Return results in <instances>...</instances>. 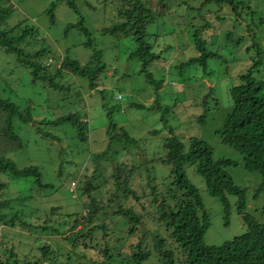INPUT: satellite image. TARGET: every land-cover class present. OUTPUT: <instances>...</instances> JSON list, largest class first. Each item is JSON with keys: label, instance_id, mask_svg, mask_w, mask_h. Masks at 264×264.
I'll return each instance as SVG.
<instances>
[{"label": "rangeland", "instance_id": "1", "mask_svg": "<svg viewBox=\"0 0 264 264\" xmlns=\"http://www.w3.org/2000/svg\"><path fill=\"white\" fill-rule=\"evenodd\" d=\"M53 1L55 0H9L13 4V12L6 26L12 27L24 20L23 26L36 27L38 38L43 40L39 43L49 46L51 50L45 58L46 62L51 64V68L56 67L59 58L65 54L85 64L93 58L96 50L101 51L99 63L104 64L105 67L97 74V86L94 89L89 87V81L85 77L63 73L58 82L68 89L54 90L41 81L32 82L29 70L18 64L13 54L5 53L0 49V95L14 102L21 110L27 105L30 106L33 118L31 122H21L15 118L14 129L23 145L10 153L9 157L20 168L29 165L38 166L42 173V181L50 184L49 189L41 190L33 185L30 178L11 179L6 177V174H2L4 175L2 179L8 183L2 197L12 199L13 209L23 210L20 213L23 220L40 224L49 218L48 224L59 231V233H54L53 230L49 233H41L37 230L30 233L24 227L3 225L0 235L2 240L4 238L10 242L19 241V247L26 253L29 250L34 253L31 248L34 249L37 242L70 246L62 236L71 233L70 225L74 216H69L70 214L74 212L88 214L84 205L88 197L84 194L82 186L85 175L90 178L93 171L95 178L92 179V184L95 190H92L91 194L102 201V205L106 206V212H112L113 204H107V200L114 190L111 168L115 163L109 159L119 161L123 159L127 162L128 169L131 163H135L137 169L127 172V175L132 174L130 182L139 195H142L144 188V193L149 191L146 188L145 170H148L151 181L160 189H165L162 182L169 173V166L159 161V157L164 154L163 140L168 135V129L160 120L157 106H148L155 95L152 86L139 74L138 59L128 57L134 47L133 40L103 34L101 31L103 27L116 22L117 2L77 0V12H75L63 0L56 5L55 21L51 23L46 9ZM189 2L198 4L195 0ZM258 12L259 15L264 14V8H260ZM259 15L255 17L256 22ZM79 16H82L83 24L89 30L91 38L89 46L84 44L86 36L81 31L74 27L67 29L68 25L77 22ZM246 24H243L241 30L238 29L240 34L245 30ZM184 25V21L177 16L166 14L157 18L147 28L146 39L154 44L155 52L164 49L161 51L160 59L152 62L148 69L155 78L164 80L158 90V99L161 106L169 107L166 114L167 125L172 127L174 134L183 140L194 135L208 141L214 148L215 157L227 156L239 161L238 165L230 168L229 171L235 183L245 188L247 211L259 218L260 209L264 206V188L254 193L261 181V175L244 169L241 154L229 145L222 144L220 137L215 134V130L221 125L222 117L231 106L227 89L238 82V74L248 67L250 57L256 52L254 48H246L251 44L252 39L249 35H245V32L242 33L245 37L241 44L236 45V40L223 43L222 39L220 41L218 39L219 42H215L211 49L218 51L219 58L208 60V73L194 68H186L180 73L179 68L175 66L195 54L194 48H190L187 44L188 32ZM255 28L260 37L256 40L259 41L264 52L262 37L264 23L262 26L255 25ZM224 33V31L219 32V35ZM240 34H233V38ZM26 41L22 43L25 51L32 52L38 49V46L35 47L31 42ZM166 44L170 47L165 50ZM260 73L264 75V66L260 69ZM132 103H142L148 107L135 108L130 105ZM108 108L112 109V118L117 124L111 134L119 133L122 128L135 139L134 143L109 142L106 116ZM76 111L81 115L84 114L88 119V137L85 141L78 140L75 128L69 122L48 123L63 114ZM203 112H205V120L201 123L197 118ZM154 129L157 132L153 133ZM45 132L53 134L58 141L53 137L43 136ZM108 145L110 150L107 160L103 158L95 161V154L105 150ZM95 162L99 163V167ZM184 170L188 179L198 188L204 209L209 214L210 224L204 234V241L208 244H221L244 232L245 226L236 212V197L229 196L230 216L228 224H225L219 198L208 193L204 179L195 171L194 165L188 163ZM72 182H75L73 191ZM120 195L123 193L120 192ZM22 196L25 198L22 199ZM125 202L128 205L133 204L137 210L140 209V205L131 197ZM52 207L55 208L53 211H51ZM149 208L152 210L154 204L153 208L150 206ZM105 217L107 221H111L110 233L114 236L113 242L118 245L116 239L124 237V233L120 232L123 229L124 219L115 213L106 214ZM144 221L147 229L154 232L156 224L147 218ZM80 227L81 224L75 229L78 230ZM96 236L102 246L106 238H101L100 233ZM134 241H136L135 234L132 237L125 236L121 250L129 251L128 245ZM6 243L0 246L1 250L7 248ZM81 249L82 247H77L75 250L77 258ZM86 253L88 260L91 259L92 262L96 258L102 259L91 249ZM85 260L87 261L85 258H73L69 264H88Z\"/></svg>", "mask_w": 264, "mask_h": 264}, {"label": "trees", "instance_id": "2", "mask_svg": "<svg viewBox=\"0 0 264 264\" xmlns=\"http://www.w3.org/2000/svg\"><path fill=\"white\" fill-rule=\"evenodd\" d=\"M61 1L63 0L51 2L46 9L51 23L55 21L54 9ZM64 1L77 12V0ZM114 1L117 2L116 22L103 27L101 31L103 34L133 40L134 47L128 57L138 59L139 74L144 76L146 82L153 88L155 97L148 106H157L160 120L168 129V135L163 140L164 154L159 157L161 163L169 166V173L162 182L165 189L158 188L155 182L151 181L148 170H145L146 188L149 191L144 193V188L142 195L137 194L130 182L132 174L127 175V172L137 169L135 163H131L128 169L127 162L123 159L121 161L109 159L115 163L111 168L114 190L107 204H113L114 211L106 212V206L102 205V201L91 194V191L95 190L92 184V179L95 178L93 171L90 178L85 175L82 186L84 194L88 197L84 204L88 214L83 215L81 212L70 214L69 216H74L70 225L71 233L62 236L70 246L37 242L35 248H31L34 253L31 250L26 253L19 247V241L10 242L0 237V246L5 242L8 245L4 250L0 249V264H69L73 258H85L88 264H264V206L260 209L259 218L247 211L245 188L235 183L229 171L230 168L238 165V160L227 156L215 157L214 148L208 141L194 135L183 140L174 134L172 127L167 125L166 114L169 107L161 106L158 99V90L164 80L155 78L148 69L152 62L160 59L161 51L164 49L155 52L154 44L146 39L149 24L157 18L166 14L177 16L185 23L184 27L188 32L187 44L190 48H194L195 54L183 59L175 67L179 68L180 73L186 68L201 69L202 72L208 73V60L219 58L218 51L211 49L215 42H219L220 39L223 43L236 40L237 45L241 44L245 35L251 37L252 42L246 48H254L256 52L250 57L248 67L238 74V82L227 89L231 106L222 117L221 125L215 130V134L220 137L222 144L229 145L241 154L244 169L261 175V181L254 193L256 194L264 188V75L260 73V69L264 66V52L259 41L256 40L260 37L255 25L262 26L264 23V14L259 15L258 12L260 8H264V0H195L198 3L195 5L189 0ZM12 12L13 4L9 0L7 2L0 0V49L5 53L13 54L15 61L29 70L32 82L41 81L54 90H66L68 87L61 85L58 80L63 73H70L85 77L89 81V87L96 88L97 74L105 67L104 64L99 63L100 50L94 51L93 58L85 64L65 54L59 58L58 65L51 68V64L45 60L51 50L49 46L39 43L43 40L38 38L36 27L23 26L24 20L12 27L6 26ZM258 15L256 22L255 17ZM78 18L77 22L68 25L67 29L74 27L81 31L86 36L84 44L89 46L91 45L89 30L83 24L82 16ZM247 21L249 22L246 24ZM243 24H246L242 32H245V35L240 34L238 30L242 29ZM223 31L224 35H219V32ZM235 33L240 35L234 39ZM24 41L31 42L35 47L38 46V49L32 52L25 51L22 46ZM169 47L170 45L166 44L165 50ZM216 47L219 48L217 45ZM130 105L140 109L148 107L142 103ZM204 113L197 118L201 123L205 120ZM106 116L110 143L135 142V139L122 128L119 133L111 134L117 126L112 118L111 108L106 109ZM15 118L21 122H31L33 118L30 106L27 105L21 110L14 102L0 95V235L3 225L24 227L30 233L37 230L41 233H49L50 230L59 233L56 228L53 229L48 224L49 218L40 224L23 220L20 216L23 210L13 209L12 199L2 197L8 185L7 181L2 179L4 176L2 174H6V177L11 179L30 178L33 185L41 190L50 187L49 183L42 181V173L38 166L29 165L20 168L9 157L10 153L23 145L14 129ZM63 122H69L75 128L78 140H87L88 119L84 114L81 115L77 111L69 112L48 123ZM152 132L155 133L157 130L154 129ZM43 136L53 137L58 141V138L49 132H45ZM109 147L110 145L99 154H95V161L106 159ZM188 163L193 164L195 171L203 177L208 193L219 198L225 224H228L230 216L229 196L236 197V212L243 221L244 232L221 244H208L204 241V234L210 224L209 214L204 209L198 188L185 173L184 167ZM95 164L99 165L97 162ZM120 192L123 195H120ZM129 197L140 205L139 210L133 204L128 205L125 202ZM24 198L22 196V199ZM149 206L153 209L151 210ZM53 209L55 208L52 207L51 211ZM109 213L123 217L124 224L120 232L124 233V237H132L135 234L136 241L128 245L129 251L121 250L124 237L116 239L118 245L113 242L114 236H111L109 228L111 221H107L105 217ZM146 218L156 224L154 232L147 229L144 221ZM80 224L81 227L76 230V226ZM98 233L101 238H106L102 246L96 239ZM77 247L85 250L81 249L78 252V258L75 252ZM90 249L102 259L96 258L94 262L88 260L86 252Z\"/></svg>", "mask_w": 264, "mask_h": 264}, {"label": "clouds", "instance_id": "3", "mask_svg": "<svg viewBox=\"0 0 264 264\" xmlns=\"http://www.w3.org/2000/svg\"><path fill=\"white\" fill-rule=\"evenodd\" d=\"M72 185H73V186H71V190L73 191V190H74V187H75V186H74V185H75V182H72Z\"/></svg>", "mask_w": 264, "mask_h": 264}]
</instances>
